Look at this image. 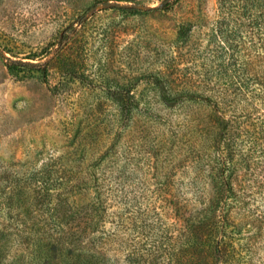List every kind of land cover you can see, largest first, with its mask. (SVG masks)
<instances>
[{"label":"rangeland","instance_id":"rangeland-1","mask_svg":"<svg viewBox=\"0 0 264 264\" xmlns=\"http://www.w3.org/2000/svg\"><path fill=\"white\" fill-rule=\"evenodd\" d=\"M219 165L264 264V0H0V264H166Z\"/></svg>","mask_w":264,"mask_h":264},{"label":"trees","instance_id":"trees-1","mask_svg":"<svg viewBox=\"0 0 264 264\" xmlns=\"http://www.w3.org/2000/svg\"><path fill=\"white\" fill-rule=\"evenodd\" d=\"M133 10L132 7H128ZM22 66L30 64L20 63ZM45 73V68L42 69ZM177 98V97H176ZM163 96L165 102L176 100ZM224 167L219 165L211 178L213 198L197 216L185 218L183 239L177 236L175 245L170 248L166 264H236L237 251L233 248L234 239L243 234L246 227L259 228V219L245 209L243 202L233 189V182L223 176ZM237 235V237H235ZM247 244L245 254H240L247 263L251 262V246ZM74 264H86L85 261H74ZM91 264V263H90Z\"/></svg>","mask_w":264,"mask_h":264},{"label":"water","instance_id":"water-1","mask_svg":"<svg viewBox=\"0 0 264 264\" xmlns=\"http://www.w3.org/2000/svg\"><path fill=\"white\" fill-rule=\"evenodd\" d=\"M135 7H139V6H137V5H134Z\"/></svg>","mask_w":264,"mask_h":264}]
</instances>
